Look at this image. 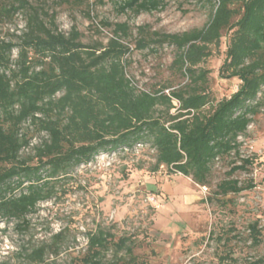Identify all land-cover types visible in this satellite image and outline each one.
<instances>
[{"label":"trees","instance_id":"16d2710c","mask_svg":"<svg viewBox=\"0 0 264 264\" xmlns=\"http://www.w3.org/2000/svg\"><path fill=\"white\" fill-rule=\"evenodd\" d=\"M198 1L212 6L202 29L154 32L148 39L144 28L137 29V50L151 47L155 52L164 45L176 50L173 65L188 83L168 94L166 88L139 90L127 77L125 58L131 51L121 42L130 34L127 24L115 25L107 44L88 46L79 42L74 30L67 36L58 32L55 16L45 20L30 0H7L0 6V20L26 13L16 42L0 38V221L26 229L27 217L55 198L58 184L76 168L102 153L145 144L154 150L152 171L163 166L201 187L209 186L214 161L233 153L239 164L232 163L213 194L225 197L253 188L230 177L253 165V159L240 158L238 138L264 111L259 97L264 88V0ZM166 5L165 0L115 1L118 13L132 17L160 12ZM224 32L230 35L218 75L236 79L239 85L214 103L206 90V72L195 68L211 56L210 46L219 47ZM207 106L210 111L204 112ZM26 123L45 139L22 157L31 145L23 132ZM248 230L252 244L259 245L257 223ZM59 238L55 235L52 241ZM86 246L80 264H147L134 254L130 237L114 240L109 232L97 230L87 235ZM48 247L26 254L28 264H45ZM109 252L111 259L104 262ZM249 264H264V259Z\"/></svg>","mask_w":264,"mask_h":264},{"label":"rangeland","instance_id":"374dc122","mask_svg":"<svg viewBox=\"0 0 264 264\" xmlns=\"http://www.w3.org/2000/svg\"><path fill=\"white\" fill-rule=\"evenodd\" d=\"M115 1L30 0V4L47 21L53 14L58 32L67 36L74 30L82 45L103 46L113 37L115 25L127 24L130 34L121 40L131 51L125 58L126 75L137 88L146 92L166 88L168 94L185 86L188 81L173 65L175 48L137 50V29L144 28L147 39L154 32L172 35L199 30L208 23L212 6L198 0H165L162 11L132 17L118 13ZM6 2L0 0V6ZM25 19L24 12L1 19L0 38L16 42ZM229 35L224 32L219 47L210 46L211 56L195 68L206 72V90L214 103L229 97L239 85L236 79L218 75ZM16 55L14 50L13 58ZM259 97L264 102V88ZM172 104L178 107L176 101ZM23 132L31 139L30 147L22 152L27 157L45 134L36 133L27 123ZM238 142L240 158L253 159V165L248 172H236L230 178L251 183L253 188L225 197H215L213 192L227 179L232 163L239 164L233 153L214 161L206 187L180 174H169L163 166L152 171L155 159L149 144L98 155L58 184L56 197L39 204L27 217L26 229L0 221V264H28L25 255L43 245L50 246L45 264H80L87 235L97 230L109 232L114 240L130 237L134 254L147 264H249L264 259V111L254 117ZM255 222L261 231V243L256 246L248 230ZM55 235L60 238L52 241ZM111 255L107 253L104 262Z\"/></svg>","mask_w":264,"mask_h":264}]
</instances>
